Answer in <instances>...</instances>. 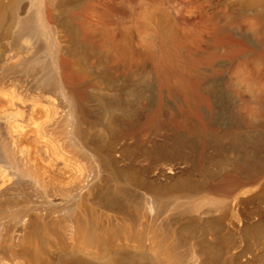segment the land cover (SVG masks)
Segmentation results:
<instances>
[{"label": "bare ground", "instance_id": "bare-ground-1", "mask_svg": "<svg viewBox=\"0 0 264 264\" xmlns=\"http://www.w3.org/2000/svg\"><path fill=\"white\" fill-rule=\"evenodd\" d=\"M100 3L0 0V264H264V97L235 111L202 60L264 79V0H139L127 33Z\"/></svg>", "mask_w": 264, "mask_h": 264}, {"label": "rangeland", "instance_id": "rangeland-1", "mask_svg": "<svg viewBox=\"0 0 264 264\" xmlns=\"http://www.w3.org/2000/svg\"><path fill=\"white\" fill-rule=\"evenodd\" d=\"M132 2V8H126L125 5L128 4L129 2ZM133 1H135L133 3ZM161 6H162V12L165 15L173 16V14L176 13L177 10H180L181 8L184 7L186 4L187 0H161ZM113 3V4H112ZM100 4V5H98ZM97 4V15L98 18H101L102 11H100L101 8V3L100 0H98ZM112 4V16L114 19V28H123L125 32H128V28L131 25V19L133 20L134 18H137L139 16L140 10H141V5L139 4V0H111ZM220 8V7H219ZM102 10V9H101ZM219 10V9H218ZM99 11V12H98ZM118 11V12H116ZM120 13V14H119ZM119 14V15H118ZM118 15V16H117ZM123 16L126 21L121 23L120 18ZM100 16V17H99ZM119 17V18H118ZM124 19V20H125ZM209 24L205 27L206 32L208 33V38L204 37L205 40H210L209 42L214 45H218L220 38L214 34L212 28H211V23L208 22ZM207 36V35H206ZM201 37L200 39H202ZM199 39V38H196ZM235 47H231L229 50L226 48H221L220 50L217 47L209 48L207 53L202 57L203 60V68H207L209 73H222L223 71L226 74V79L220 82H216L214 84V89L216 88V91L214 93L222 98V100L227 101L228 97L230 96L236 100V105L234 107L235 111H241V112H249L253 113L257 110L259 107L258 104L254 103V99L256 97H264V79H255V78H244L239 75H241L243 68L241 66L240 62V55L236 54L234 52ZM218 58H222L224 60H229V64L227 67L224 68H219L215 66V60ZM239 58V59H238ZM256 66V67H255ZM253 69L249 67V70H252L253 72H256L255 69L260 70L261 67L257 64L251 65ZM194 69H198L194 66ZM220 69V70H219ZM217 70V71H216ZM156 79L159 81V85L162 87L164 86V90H168L170 86V83L168 81H163L157 74H156ZM182 77H177L173 79V87L175 92L182 97H186L187 95L191 98V106L192 108H199L200 103L198 102V97L205 98L204 101L202 102V105H205L208 107V109L214 108L215 106L210 102L208 97L210 96V92L202 90V88H199L202 86V83L197 80V79H191L188 82L185 81ZM184 82V83H182ZM199 82V84L197 83ZM220 83V84H219ZM176 84V85H175ZM179 85V87H178ZM187 85V86H186ZM201 85V86H200ZM168 86V87H167ZM166 87V89H165ZM185 87V88H184ZM187 87V88H186ZM191 87V88H190ZM191 89V90H190ZM177 90V91H176ZM190 90V91H189ZM193 93V95H192ZM205 96V97H204ZM223 96V97H222ZM250 96V99H249ZM254 96V98H253ZM194 98V99H193ZM224 98V99H223ZM208 99L209 103H208ZM207 101V102H206ZM241 101V102H240ZM195 105H193V104ZM224 103V104H223ZM248 103H250L248 105ZM220 107L223 108L224 110L230 109V104L229 102H223L221 101ZM249 107V108H248ZM248 108V109H246ZM241 109V110H240ZM243 109V111H242Z\"/></svg>", "mask_w": 264, "mask_h": 264}]
</instances>
